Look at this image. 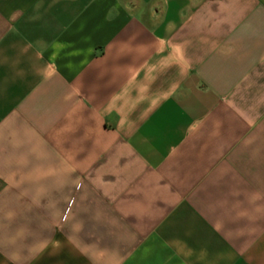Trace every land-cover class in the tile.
Wrapping results in <instances>:
<instances>
[{
	"label": "crops",
	"instance_id": "obj_1",
	"mask_svg": "<svg viewBox=\"0 0 264 264\" xmlns=\"http://www.w3.org/2000/svg\"><path fill=\"white\" fill-rule=\"evenodd\" d=\"M0 264H264V0H0Z\"/></svg>",
	"mask_w": 264,
	"mask_h": 264
}]
</instances>
